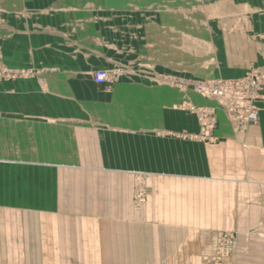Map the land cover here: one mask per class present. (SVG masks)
Listing matches in <instances>:
<instances>
[{
	"label": "crops",
	"instance_id": "0c3cea01",
	"mask_svg": "<svg viewBox=\"0 0 264 264\" xmlns=\"http://www.w3.org/2000/svg\"><path fill=\"white\" fill-rule=\"evenodd\" d=\"M57 2L0 0L3 64L38 70L0 81V205H54L57 221L79 215L85 227L56 229L54 243L86 253L87 264H207L222 230L238 234L225 264H264V101L259 121L241 131L217 101L150 80L175 74L145 57L151 49L113 57L111 38L95 36L94 14ZM231 61L238 66L225 77L263 66L264 51ZM117 62L121 80L99 87L92 72ZM186 95L217 107L214 142L191 137L196 118L175 108ZM138 173L149 175V195L135 210ZM15 187L38 191L15 196ZM11 214L1 216L9 236ZM17 216L31 245L39 227Z\"/></svg>",
	"mask_w": 264,
	"mask_h": 264
},
{
	"label": "rangeland",
	"instance_id": "374dc122",
	"mask_svg": "<svg viewBox=\"0 0 264 264\" xmlns=\"http://www.w3.org/2000/svg\"><path fill=\"white\" fill-rule=\"evenodd\" d=\"M67 1L58 0L57 3L75 4L81 12L94 14L92 19H95L97 23L95 36L111 38L112 44L110 47L112 53H115L113 57H136L139 54V49L148 48L152 52L146 54L145 57H156L160 62L163 60L165 65L167 62L172 64L175 74H160L149 78L159 82V84H169L182 92L191 91L193 94L200 95L195 90L197 84L218 78H240L253 70L264 72V65L260 66L251 62L243 75L225 77L227 76L225 70L230 69L231 66L233 68L238 66L236 63L233 64L231 60L236 62L239 58H253L262 55L264 51V0H69V3ZM172 60L173 63H171ZM0 61L3 64L2 55ZM3 65L17 69L6 64ZM20 69L33 70L35 74L38 72L33 68ZM117 69H121V72L114 75V80L109 86H98L106 90L112 89L123 77L125 69L119 62L107 69L113 74ZM97 70L100 69L95 71ZM95 71L92 72V79ZM204 98L217 101L228 118L235 122L218 100ZM189 103L190 106H188ZM192 107L215 109L217 124L213 131L214 138L201 139L204 142H214L216 140L215 130L218 127L217 107L210 103L195 102L187 95L180 103L175 105L176 109L189 112L196 118L199 131L197 134H193L192 138H198L201 132L198 115ZM235 124L239 130L244 131L251 123L244 128H240L236 122ZM185 135L190 136L188 132H185ZM111 177L114 178L112 175ZM130 177L135 181L133 208L140 210L148 199L147 181L149 175L138 173L131 174ZM115 178L122 179L123 176L115 175ZM14 191L15 196H21L24 192H30L32 196H36L38 190L24 191L15 187ZM15 200L18 199L15 198ZM32 200L40 199L32 197ZM39 206L43 209H40ZM54 208V205L46 204L0 205V264H87L85 260L80 259V257H85L86 253H71L65 247L59 246L56 248L54 243L56 229H59V231L62 229L63 233L72 228L77 231L83 225L85 227V222L77 220L79 215H76L75 218L77 219L72 221L70 218L73 215L70 214H64L61 216L62 220L59 218V221H57L56 216H54ZM8 212L12 213L10 217L13 216L16 219L12 221L13 226L8 225V228L14 232L11 234L13 236L7 235L9 234L7 229H3L9 221L8 218H1V216ZM17 214L28 216L23 217L28 223L33 221V227H39L40 231L36 232L38 238L30 237L31 245H24L25 242L29 241V233L26 234L16 229L18 226H15V224L21 223L18 222ZM39 216L45 217L47 223L42 225L40 220H43V218ZM35 220H38V222H35ZM222 231L234 232L238 239L237 232ZM39 236H42L41 240L43 241L46 239L45 245L39 244ZM33 241H36L35 244H33ZM236 253L237 249L230 257Z\"/></svg>",
	"mask_w": 264,
	"mask_h": 264
},
{
	"label": "built area",
	"instance_id": "2783aa9c",
	"mask_svg": "<svg viewBox=\"0 0 264 264\" xmlns=\"http://www.w3.org/2000/svg\"><path fill=\"white\" fill-rule=\"evenodd\" d=\"M1 58V54H0ZM107 69L95 71L94 82L99 86H109L116 73ZM33 70L12 69L1 64L0 81L34 75ZM196 92L207 98L218 100L220 105L240 128L259 120V102L264 100V72L253 70L240 78H218L197 84ZM190 106V103L188 104ZM201 126L199 139H213V131L217 124L215 109L210 107H192ZM238 245L237 235L234 232L222 231L218 235L214 258L208 264H225L227 259L235 253Z\"/></svg>",
	"mask_w": 264,
	"mask_h": 264
}]
</instances>
